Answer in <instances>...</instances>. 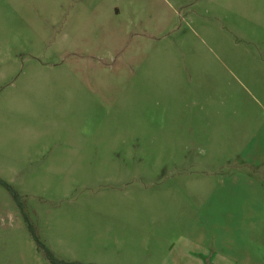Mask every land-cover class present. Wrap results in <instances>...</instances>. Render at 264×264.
<instances>
[{
  "label": "rangeland",
  "instance_id": "rangeland-1",
  "mask_svg": "<svg viewBox=\"0 0 264 264\" xmlns=\"http://www.w3.org/2000/svg\"><path fill=\"white\" fill-rule=\"evenodd\" d=\"M37 242L264 264V0H0V264Z\"/></svg>",
  "mask_w": 264,
  "mask_h": 264
},
{
  "label": "trees",
  "instance_id": "trees-1",
  "mask_svg": "<svg viewBox=\"0 0 264 264\" xmlns=\"http://www.w3.org/2000/svg\"><path fill=\"white\" fill-rule=\"evenodd\" d=\"M35 238V237H34ZM36 239V238H35ZM38 246L42 249V251L46 254V257H48V259L51 261V263L53 264H78V263H65L62 261H57L54 259V257L52 256L51 252L41 243L37 242Z\"/></svg>",
  "mask_w": 264,
  "mask_h": 264
}]
</instances>
